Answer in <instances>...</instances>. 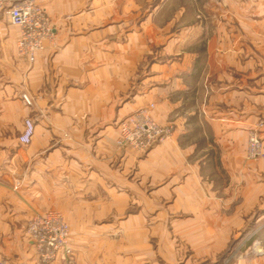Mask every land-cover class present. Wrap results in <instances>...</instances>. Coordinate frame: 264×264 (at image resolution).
I'll use <instances>...</instances> for the list:
<instances>
[{
	"label": "crops",
	"instance_id": "crops-1",
	"mask_svg": "<svg viewBox=\"0 0 264 264\" xmlns=\"http://www.w3.org/2000/svg\"><path fill=\"white\" fill-rule=\"evenodd\" d=\"M37 1L55 39L33 63L0 14V260L38 264L26 225L46 211L80 221H66L70 264H194L224 251L264 204V158H245L259 121L264 149V0ZM149 105L169 138L143 157L118 148L119 122ZM25 121L34 133L21 145ZM127 206L125 242L87 241L103 232L91 221ZM229 264H264V253Z\"/></svg>",
	"mask_w": 264,
	"mask_h": 264
},
{
	"label": "built area",
	"instance_id": "built-area-1",
	"mask_svg": "<svg viewBox=\"0 0 264 264\" xmlns=\"http://www.w3.org/2000/svg\"><path fill=\"white\" fill-rule=\"evenodd\" d=\"M0 14H3L11 26L19 30L16 43V54L28 63L35 61L36 55L52 46L55 29L45 9L37 0H0ZM25 105L30 106L27 95H21ZM154 106L139 109L119 122L116 145L128 149L136 155L144 154L153 144L169 138L170 127L158 124L151 116ZM259 121L248 132L245 157L256 162L264 158L263 143ZM34 133L31 121L24 122V130L18 140L21 145L30 143ZM26 235L30 239L38 264H52L60 257L70 264L72 249L69 243V227L62 214L57 211H46L34 214L27 222ZM259 253H255L258 255ZM0 264H5L0 260Z\"/></svg>",
	"mask_w": 264,
	"mask_h": 264
},
{
	"label": "rangeland",
	"instance_id": "rangeland-1",
	"mask_svg": "<svg viewBox=\"0 0 264 264\" xmlns=\"http://www.w3.org/2000/svg\"><path fill=\"white\" fill-rule=\"evenodd\" d=\"M160 1V0H159ZM165 3L168 4H181L182 2H186L185 0H163ZM191 4L193 3L194 5H197L199 3V0H190ZM171 131V130H170ZM171 135V134H170ZM167 139L162 140L161 142H157L155 144H153L144 154H140L138 155L139 157H143L145 156L148 151L154 147L157 144H162L166 141ZM246 158V157H245ZM247 160V159H246ZM262 160V159H261ZM260 161V160H258ZM256 162H252V163H257ZM238 206L240 207L241 205H232L230 207V211H235ZM159 208L162 211H166V204H162L159 206ZM127 210H125V212L123 214H121V218L116 219V218H108V219H103V220H95V221H91L90 224V228L91 229H95V230H101L103 231L102 234H94L92 231L88 234L85 235V238H87V241L90 243H118V240H121L122 242H125V240H123V237H118L117 235V228L121 227L123 224V216L128 215V211H132L129 209V206H127L126 208ZM263 209H264V204H255V206L252 208V211L249 212L246 215V219L244 220V231L238 230L237 233L233 236H231V240L229 241L228 245L226 246L225 250L222 251L219 254L216 255H211L210 257H205V258H199L196 261H194V264H214L219 263V264H229L233 259L238 258L239 256H244L245 254H247L248 257H254L256 256L255 253H264V236L261 235L262 234V230L264 229V218H262V213H263ZM59 213L62 214V212L57 211ZM72 214H70V218H72L71 216ZM63 216V214H62ZM67 216V215H66ZM64 218V217H63ZM67 223L73 222H80L77 220H70L67 219L66 220ZM148 224V220L145 221ZM167 222H169L168 220L166 221L165 219H159L158 220V227L159 228H165L169 225L166 226V224H168ZM240 222V221H239ZM222 223L224 224V221H222ZM121 225V226H120ZM168 237L166 236H158V248L159 251H162L164 243H166V239ZM150 240V239H148ZM186 255L182 254L180 256L179 259L182 260L183 256L184 258L189 254L184 252ZM183 258V260H184ZM184 262V261H183ZM66 264H69L66 262Z\"/></svg>",
	"mask_w": 264,
	"mask_h": 264
}]
</instances>
